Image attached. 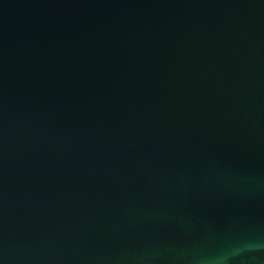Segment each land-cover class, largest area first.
<instances>
[{
	"label": "water",
	"instance_id": "obj_1",
	"mask_svg": "<svg viewBox=\"0 0 264 264\" xmlns=\"http://www.w3.org/2000/svg\"><path fill=\"white\" fill-rule=\"evenodd\" d=\"M264 264V0H0V264Z\"/></svg>",
	"mask_w": 264,
	"mask_h": 264
},
{
	"label": "clouds",
	"instance_id": "obj_2",
	"mask_svg": "<svg viewBox=\"0 0 264 264\" xmlns=\"http://www.w3.org/2000/svg\"><path fill=\"white\" fill-rule=\"evenodd\" d=\"M208 264H213V262L209 261Z\"/></svg>",
	"mask_w": 264,
	"mask_h": 264
}]
</instances>
